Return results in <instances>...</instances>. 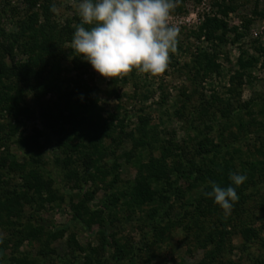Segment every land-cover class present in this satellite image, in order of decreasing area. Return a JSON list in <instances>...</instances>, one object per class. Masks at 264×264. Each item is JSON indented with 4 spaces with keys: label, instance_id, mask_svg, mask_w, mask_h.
I'll list each match as a JSON object with an SVG mask.
<instances>
[{
    "label": "rangeland",
    "instance_id": "1",
    "mask_svg": "<svg viewBox=\"0 0 264 264\" xmlns=\"http://www.w3.org/2000/svg\"><path fill=\"white\" fill-rule=\"evenodd\" d=\"M12 1L25 8L21 1ZM56 2V22L61 25L71 22L73 28L81 23L73 7L79 0ZM174 2L169 24L179 29V36L176 51L170 53L168 67L162 75L139 73L134 68V73L130 72L127 76L105 78L83 59L88 63L89 70L82 75V79L97 88L103 114L118 112L126 124L124 132L117 127L114 137L107 139L106 150H102L101 161L107 170L113 168L115 161L120 164L117 183L113 184L115 177L111 173L102 178L101 173L97 175L93 172L95 177L88 179L86 160L81 155L83 148L78 147L80 138L75 136V122L63 109V90L73 86L65 79H74L77 75L67 60L63 62L64 70L59 82L61 91L46 92L36 85L33 89L22 88L24 103L39 110L26 125H21L14 115L6 112L4 104H0V159L6 158V167L0 165V196L3 199L7 197L11 206L10 210H3L0 219V246L4 248L5 255L36 257L47 240L48 230L64 228L65 232L51 242L53 252L45 257L46 261L37 264H264V183L259 185V191L252 193L243 210L237 212L232 209L231 214L225 216L221 207L216 205L213 213L206 211L204 215L194 217L190 212L193 209L191 203H195L203 186L197 181L193 182V186L182 179L180 191L183 194L174 196L170 205L171 216L162 211L158 215L160 223L174 221L176 227L164 235H156L157 239L148 233L145 222L154 204L147 203L143 208L129 204L136 197L133 183L138 173L147 175L177 162L174 153L165 154L162 151V142L171 141L172 151L176 143H185L184 148L188 146L187 155L192 154L194 146L188 136L193 131L189 130V126L193 121L197 125L203 122L209 124L210 116L203 115L205 106L210 111H216L221 106L211 104L213 95L223 99L230 96L229 77L237 67L240 49L255 54L257 47L264 46V0ZM0 14V53L10 68L25 61L26 56L20 50L10 53V43L4 34L19 30L18 25H14L18 17L13 19L10 14ZM214 16L230 26L244 28L249 24V27L246 35L236 43H233L234 33H228L229 41L222 45L218 57V62L222 64L221 75L214 73L203 77L193 68V55L200 49L209 51L212 42L196 33L206 18ZM71 41L64 45L68 51L73 50L70 48ZM263 62L264 55L252 76L246 77L249 80L244 79L234 93L236 98L240 96L242 102L264 93ZM12 82L19 83L16 78ZM36 98L38 101H35ZM163 98L165 101H161ZM177 110L180 112L176 115ZM139 115L146 118L145 122L151 129L149 141L159 144L152 142L146 149L136 148L135 141L142 136L137 131ZM239 133L236 126L224 132L230 141ZM19 135L38 138L40 146L35 148V157L32 155L33 148L30 150L23 145ZM68 162H72L78 172L75 179L65 173ZM13 163L14 166L10 167ZM49 174L55 178L51 188L53 200L42 206V201L37 199L32 201V205L23 196L28 189L26 182L39 175L47 180ZM19 192L21 197L17 196ZM86 192L94 193L93 198H84ZM43 193L44 197L47 196L46 191ZM89 213H101L103 225L101 221H96L91 227H86L83 218L87 219ZM29 221L33 231H26ZM226 228L229 233L222 234ZM246 228L247 236L244 235ZM103 230L116 241L110 247L103 248ZM34 231L39 232L34 238L25 237L26 232ZM145 232L150 243L143 237ZM72 236L75 240L70 241ZM3 264H8V261Z\"/></svg>",
    "mask_w": 264,
    "mask_h": 264
},
{
    "label": "trees",
    "instance_id": "2",
    "mask_svg": "<svg viewBox=\"0 0 264 264\" xmlns=\"http://www.w3.org/2000/svg\"><path fill=\"white\" fill-rule=\"evenodd\" d=\"M19 1L24 4L25 8L15 5L12 0H0L1 13L10 14L13 19L18 17L14 25H18L19 30L4 33L10 43L8 50L10 53L13 52L12 54L20 50L26 56L25 61L9 68L0 53V104H4L6 112L14 115L21 125H26L27 121L33 115L36 116L39 110L37 107L30 108L24 103L22 88L33 89L36 85L46 92L61 91L59 82L62 80L63 62L67 60L66 62L71 65L77 75L74 79H65L72 82L73 86L63 90L65 93V98H62L65 102L63 109L70 114L72 121L75 122V136L80 138L78 147L83 148L81 155H83L84 161L86 160L85 171L88 179L95 177L93 172L97 175L101 173L102 178L111 173L115 177L113 184L117 183V177H119L117 172L120 164L115 161L113 168L107 170L105 163L101 161L103 157L102 150H106L107 139L114 137L117 127H120V131L124 132L126 124L123 119H120L118 112L103 114L104 108L100 105L99 96L96 94L97 88L82 79V75L88 73V63L83 60L82 56L75 55L74 50L68 51L64 48L65 43L71 41V34L75 31V28L71 26V22H67L65 25L56 22V13L50 11V6L53 3L57 6L56 0ZM85 27L89 26L85 25ZM248 27L249 24H246L244 28L230 26L216 16L206 18L196 34L199 37L204 35L206 40L212 42V46L210 47L211 51L200 49V52L193 55V68L196 73H202L203 77L214 73L220 76L222 64L218 62V57L222 45L229 41L228 33H234L233 43H236L246 35ZM213 46L214 50L212 49ZM256 49L255 54L243 48L240 49L236 60L237 67L229 77L230 96L227 99L216 95L212 96L213 101H211V104L217 106L221 104L216 111L213 109L210 111L205 106L203 115L210 116L209 124L203 122V124L197 125L196 122H191L189 130L193 132L189 133L188 138L194 146L192 154L187 155L186 149H188V146L184 148L185 143H176L177 145L174 146L172 151L170 146L173 143L171 141L162 142L160 146L162 151L165 154L174 153L177 162L173 163L172 166L157 168L147 175H143L141 172L136 175L133 183L136 197L134 202L129 204L140 208H143L147 203L154 204L148 211V217L151 220L148 219L145 222L148 233H152L155 239L158 238L156 235H164L167 231H171L176 227L174 221H169L166 224L160 223L158 215L162 211L164 214L171 216L170 205H172L174 196L183 194L180 191L182 179L191 184L197 181L199 185L203 186L202 191L195 199V203H191L193 209L190 212L192 211L194 217L197 214L204 215L206 211L207 213H213L216 210L217 204L214 202V198L205 195V192L212 191L209 181L215 182L222 188L229 186L235 188L239 199L234 202L233 209L237 212L245 208V204L251 198L252 193L259 191V185L264 183L262 178L264 176V93L262 92L256 98L246 102H242L240 96L236 98L234 94L238 90L237 88L242 86L244 79L249 80L246 77L250 78L252 76L253 70L257 68L261 57L264 55V46H259ZM132 73H134V70ZM13 78H16L19 82L17 84H21V86L12 82ZM35 101H38L37 98ZM161 101H165V98ZM179 112L177 110L176 115ZM139 119L137 131L142 136L141 139L135 141L137 142L136 148L146 149L153 142L149 141L151 139L149 134L151 129L146 124L144 116L139 115ZM231 126H236L240 132L237 137L234 136L235 138L232 141L224 134L226 129ZM19 137L23 145H27L30 150L33 148L32 155L35 157V148L40 146L38 138L21 135ZM5 164L6 158H1L0 165L5 168ZM14 164H11L10 167H13ZM73 166L72 162H68L65 166L67 170L65 173L68 177L75 179L78 177V172ZM143 167L147 166L143 165ZM232 172L246 175L247 180L237 187L229 179V174ZM54 180L55 178L51 174H49L47 180L41 178L40 175L34 177L26 182L28 189L25 194H22L30 200L32 205V201L38 199L42 201L43 206L54 198L51 191ZM44 191L47 194L45 197ZM93 195L94 193L86 192L84 198L90 200ZM17 196L21 197V193H17ZM7 200V197L3 199L0 196V219H2L4 209H11L10 202ZM35 210H38V208ZM189 213L187 212V214ZM103 220L101 213H89L87 219L83 218V223L86 227H91L96 221H101V225H103ZM31 226L32 223L29 221L25 226L26 231L30 229L33 231ZM42 230L43 228L40 227V231ZM105 231L102 232L103 248L110 247L116 242L113 236L106 234ZM63 232H65L64 228H61V230H48L47 240L43 242L42 248L36 257L18 256L16 254L7 256L4 248L0 246V264H3L4 261H8V264H37L40 261L42 262L45 257L50 256V253L53 252L51 242ZM38 233L35 231L33 233L26 232L25 237L32 239ZM225 233H229L227 228L222 234ZM244 235H248V228L244 231ZM143 237L145 241L149 242L146 232ZM69 240L73 241L75 237L72 236ZM218 243H220V240Z\"/></svg>",
    "mask_w": 264,
    "mask_h": 264
},
{
    "label": "clouds",
    "instance_id": "3",
    "mask_svg": "<svg viewBox=\"0 0 264 264\" xmlns=\"http://www.w3.org/2000/svg\"><path fill=\"white\" fill-rule=\"evenodd\" d=\"M73 7L81 23L74 26L70 48L101 76L124 77L134 68L152 76L166 71L179 36V29L169 24L174 0H79ZM50 11L58 13L55 3ZM229 179L238 187L247 176L232 172ZM209 183L212 191L205 195L230 215L239 199L235 188Z\"/></svg>",
    "mask_w": 264,
    "mask_h": 264
}]
</instances>
